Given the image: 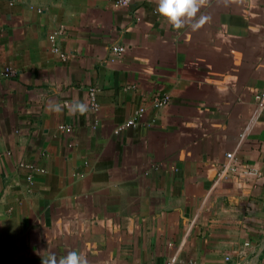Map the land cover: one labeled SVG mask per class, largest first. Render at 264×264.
I'll return each instance as SVG.
<instances>
[{
    "label": "crops",
    "instance_id": "crops-1",
    "mask_svg": "<svg viewBox=\"0 0 264 264\" xmlns=\"http://www.w3.org/2000/svg\"><path fill=\"white\" fill-rule=\"evenodd\" d=\"M198 3L0 0V264H264V0Z\"/></svg>",
    "mask_w": 264,
    "mask_h": 264
},
{
    "label": "clouds",
    "instance_id": "clouds-1",
    "mask_svg": "<svg viewBox=\"0 0 264 264\" xmlns=\"http://www.w3.org/2000/svg\"><path fill=\"white\" fill-rule=\"evenodd\" d=\"M199 7L200 4L198 0H159L158 12L174 27L180 28L184 24L186 18L195 16ZM48 108L55 112H60L62 110V106L59 103H50ZM72 111L84 113L87 111V105L75 101L72 106ZM43 264H87V260L82 254L71 251L59 260L52 255L45 259Z\"/></svg>",
    "mask_w": 264,
    "mask_h": 264
},
{
    "label": "built area",
    "instance_id": "built-area-1",
    "mask_svg": "<svg viewBox=\"0 0 264 264\" xmlns=\"http://www.w3.org/2000/svg\"><path fill=\"white\" fill-rule=\"evenodd\" d=\"M111 1L117 6L127 7L130 5L132 0H111ZM56 33H52L51 35H49V38L51 39L52 42L55 41ZM54 49L56 51H58V47L56 46V44H54ZM110 51L112 54L111 59H113L115 57L120 56L124 52V47L122 45H118V44L112 45ZM61 56H64V54L61 53ZM12 74H14V70L11 67L5 66L2 69H0V76H6V75H12ZM94 92H95V89H92L91 101H92V107L96 109L97 104H96L95 99H94ZM168 101H169L168 96L157 97L155 104L158 106L161 104H165ZM133 124H134V121L132 119H129L124 124L119 125L117 128L123 129L126 126L133 125ZM226 156L228 157L229 160H231V159L233 160V154L232 153H227ZM224 171H225V169H223L222 173H224Z\"/></svg>",
    "mask_w": 264,
    "mask_h": 264
}]
</instances>
